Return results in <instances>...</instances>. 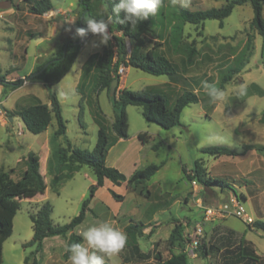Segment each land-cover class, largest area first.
I'll return each instance as SVG.
<instances>
[{"label":"rangeland","instance_id":"374dc122","mask_svg":"<svg viewBox=\"0 0 264 264\" xmlns=\"http://www.w3.org/2000/svg\"><path fill=\"white\" fill-rule=\"evenodd\" d=\"M10 1L22 10L16 27L11 23V18L0 20V75L5 76L9 82L21 79V76H24L25 81L15 90L3 88L0 98V110L3 112L0 121L3 125L0 124V168L5 172L13 169L10 176L17 181L26 169L28 154L33 152L39 164L44 188H30L27 193L12 200L17 209L12 222V234L3 243L1 264H25L24 259L35 249L24 247L33 236L30 215L48 202L52 206V224L63 226L69 223L81 211L83 201L89 198V188L95 184V177L90 167L83 166L70 179L53 186L52 178L57 172L51 170L49 164V139L53 140L56 122L53 120L46 132L33 135L27 131L18 116L13 118L8 113L15 114L26 106L49 103L53 95L61 106L69 142L74 148L91 152L97 142L98 132L94 115L101 113L108 135L111 136L110 122L113 113L106 91L97 93L93 82L89 81L91 74L82 70V65L91 54H96L98 59L91 66L95 67L105 49L111 46L112 51H115V48L112 47L113 42L101 44L99 36L89 34L71 70L59 83L47 88L31 74L46 59L57 55L65 41L78 38L75 36L81 11L78 0H51L54 9L65 11L55 18H49L47 14L41 17L27 16L29 5L24 0ZM187 4V7L179 4L173 6L167 0L153 16L152 25L140 37L139 42L124 38L127 56L133 49L139 53L153 49L177 68V75L170 82L166 75L152 76L131 67L125 71L126 68L121 66L119 70L122 68L123 72L118 74L122 76L126 72L125 87L128 90L144 89L162 94L170 105L177 95L190 91L197 95L199 102L185 107L181 114L182 125L170 130L147 123L142 116V107L126 108L129 151L120 159L116 169L129 178L135 171L150 164H162V167L146 183L131 186L123 183L115 187L116 193L123 196L119 202L111 198L107 188L98 189L97 199L88 206L91 210L86 213V219L74 230L75 234L81 236L87 226L107 221L114 214L115 226L126 234L127 243L119 253L105 257L108 264H160L155 260L140 261L131 253V239L125 229L130 221L132 224H145L141 236L137 238L140 249L152 255L157 254L163 260L174 253L170 250L173 251L175 247L169 249L167 246L171 228L187 223L184 229L190 231L192 222L198 220L200 209L195 204L196 199L203 206L216 207L228 202L234 195L238 198L244 195L241 202L254 222L248 225L234 217L225 219H229V223L241 234L245 232V238L251 240L254 246L243 239L232 237L233 243L225 249L231 251V247L236 246L239 241L249 252L254 251L256 264H264V232L252 228L256 222H264V38L252 26V7L246 3L235 6L231 15L223 20L222 27H219L217 20H207L197 26L184 23L181 32L175 36L178 43L174 45L171 30L179 23L180 9H218L226 4V0H187ZM262 17L264 19V6ZM61 24H65L64 31L58 29ZM70 25L71 28H68ZM54 27V38H39L50 36ZM36 36L39 37L32 38ZM60 40L62 43H59ZM190 49H195L197 54L188 62ZM39 52H42L41 58L35 59ZM238 67L240 70L235 72ZM205 81L224 89L228 93V102L210 104L203 86ZM239 84L246 87V94L243 96L234 95ZM80 110L82 114L79 118ZM8 117L13 118L11 123ZM205 129L208 133L226 132L229 139L225 143L206 140L202 135ZM139 133H146L148 140L152 139L151 142L142 144L137 139ZM157 142L162 145L154 151L152 145ZM54 143L57 145L58 142ZM50 145L54 151V144L51 142ZM62 145L65 147L64 141ZM210 146H226L237 155L213 158L201 153V149ZM115 153H110L108 161L115 157ZM196 162L204 171L222 180L227 186L220 190L216 186L204 188L198 184L193 198L187 192V186L192 185L184 170L191 173ZM107 196L112 199L109 206L102 203ZM170 216L172 219L168 224L165 221ZM219 230L217 228L211 234V240L215 239L216 244L225 238L219 236ZM67 238L68 236H59L45 239L42 250L29 256L26 264H70L69 259L64 257ZM201 241L203 244L207 241L205 232ZM222 248V252L211 254L209 261L202 259V249L198 248L197 257L189 258V264H236L234 257L226 254V250Z\"/></svg>","mask_w":264,"mask_h":264},{"label":"trees","instance_id":"16d2710c","mask_svg":"<svg viewBox=\"0 0 264 264\" xmlns=\"http://www.w3.org/2000/svg\"><path fill=\"white\" fill-rule=\"evenodd\" d=\"M166 1L167 0H161L160 8ZM24 2L29 5V13L37 16H43L54 11L51 0H24ZM115 2H117V0H78V6L81 11L77 19V28L84 27V20L89 17L97 20H104L108 25L107 32L110 38L108 43L113 42L112 47L115 48V51H112L111 46L105 49L103 55H101L99 59L98 65L95 67L91 66H93L94 60L98 59V56L96 54L91 55L84 69L85 72L88 71L89 73L94 69V89H96L97 93L106 91L110 99L113 113V122L111 124L112 135H108L104 119L101 113L97 112L94 115V122L98 126L97 142L93 150L88 152L86 150L74 148L66 138V121L62 117L61 106L57 98L53 95L50 97V105H31L24 108L18 115L27 131L33 135L45 132L51 124L52 119H55L57 128L52 136V143L55 149L52 151L51 157L49 158L51 170L57 172L52 178L53 186L58 185L62 180L69 179L83 166L90 167L95 177V184L89 188V198L83 201L81 211L76 217L71 219L69 223L63 226H54L50 219L52 206L48 202L42 204L35 214L30 215L33 236L28 243L24 244V247H35V249L29 256L39 253L42 250L43 241L47 238L59 236L65 238L68 236L67 248L71 243L82 242L81 236L75 234L74 230L84 222L86 213L89 211V203L94 197L96 190L103 186L105 179L109 180L115 186H121L123 183L129 186L142 184L149 181L161 168L162 164H150L142 170L135 171L127 178L117 169L106 166L108 151L118 140L129 139L126 112L128 106L142 107V116L147 123L156 124L164 130H170L182 125L181 114L185 107L199 102L197 95L190 91H185L177 95L171 105L168 103L166 96L144 89L138 91L117 89L116 94L110 97V84L113 79L120 80L118 70L121 66L125 68H135L152 76L166 75L170 82H173L174 77L177 75L176 66L164 56L158 55L153 49L147 50L145 53H139L136 49H133L130 55L127 56L124 38L139 42L140 37L148 30L149 26L152 25L153 16L145 21L139 22L137 25H131L128 22L122 23L123 13H121L120 17H117L113 12ZM246 3H249L252 7V26L257 33L264 38V19L262 17L264 0H226V4L218 9L211 8L197 11L180 9L178 13L179 23L171 30L173 35L171 41L174 42V45L178 43V39L175 36L181 32L184 23L197 26L203 24L207 20H217L219 21V27H222L223 20L231 15L234 7L242 6ZM102 6L104 9H101ZM86 38L83 40L77 38L76 40L65 41L60 52L46 59L31 76L41 81L47 88L59 83L71 70ZM77 41L80 43L74 44V42ZM66 44L67 46L65 49ZM196 54L197 52L195 49L188 50L187 61L190 62ZM239 70L240 67H238L235 72ZM24 81V79H18L9 82L5 79V76L0 75V85L5 89L10 88L11 90H15L21 87ZM76 89H78V86ZM81 114L82 112L80 110L79 118ZM8 115L10 117L15 116L13 113H8ZM262 121L264 122V113ZM60 138L63 139L65 147L61 144L55 145L56 143H54V141L57 142ZM137 139L142 144H146L148 142V135L146 133H139ZM161 145V142L153 144L152 150L157 151ZM201 153L213 158L237 155L232 149L226 146L206 147L201 149ZM25 165L26 169L21 173L20 179L17 181L13 180L10 176L14 172L13 169L5 172L0 168V264L2 263L3 243L12 234V222L17 209L15 205L12 204V200L24 195L30 188L36 190H42L44 188V181L39 173V164L33 152L28 154ZM184 173L188 181L191 182L195 180L204 188L216 186L220 190H223V188L227 186L222 180L211 177L197 162L195 163L194 169L191 171L192 175L185 170ZM110 194L112 198L118 202L123 199V196L113 191H110ZM239 199L243 201L244 197ZM143 226L141 222L131 224L127 227L126 232L132 242L131 252L133 255L140 260L147 261L151 259V253L141 252L137 244V237L141 236L140 234L142 233ZM252 228L264 232V222H256ZM183 232V225L177 224L173 227L167 239V246L169 249L174 247L179 249L177 254L172 253L166 260H161L159 255L154 257V259L160 261L161 264H189V258L185 253ZM67 248L64 254L65 258L69 256ZM199 248L202 249L203 256H205L207 252H210L212 255L216 252H220V248L214 245L207 250L203 242ZM225 250L226 254L234 257L236 264L257 263L254 251L252 253L249 252L241 246V243L231 247V251H228V249ZM29 256L24 259L25 264Z\"/></svg>","mask_w":264,"mask_h":264},{"label":"clouds","instance_id":"9594fccd","mask_svg":"<svg viewBox=\"0 0 264 264\" xmlns=\"http://www.w3.org/2000/svg\"><path fill=\"white\" fill-rule=\"evenodd\" d=\"M173 6L179 4L187 7V0H170ZM161 6V0H117L113 7V12L117 17L123 13V22L131 25H137L149 17L155 16ZM84 27L75 29V36L84 39L89 34L100 37L101 44H107L109 41L108 25L104 20L87 18L84 20ZM206 89V96L209 97L210 104H226L228 102V93L215 84L203 82ZM246 94L244 84L236 86L234 95L243 96ZM203 138L217 143H225L229 137L226 132L216 131L208 133L202 131ZM81 243H71L67 252L70 264H106L105 257H111L119 253L127 243L126 234L109 221H98L87 226L81 232Z\"/></svg>","mask_w":264,"mask_h":264},{"label":"crops","instance_id":"0c3cea01","mask_svg":"<svg viewBox=\"0 0 264 264\" xmlns=\"http://www.w3.org/2000/svg\"><path fill=\"white\" fill-rule=\"evenodd\" d=\"M27 5V4H26ZM22 10V8L20 7V6H15V4H13L10 0H0V20H5V19H7V18H11V23L16 27V24H17V19H19V12ZM65 11H62V10H60V9H54V11L53 12H50V13H48L47 14V16L49 17V18H55V16H59V15H61V14H63ZM27 14V16H31V15H33V16H37V15H34V14H31V13H29V11L26 13ZM46 15V14H45ZM44 15V16H45ZM39 17H41V16H39ZM55 25H56V23H54ZM64 27H65V24H61V25H58V29L59 30H62L63 29V31H64ZM55 28L56 27H54L53 28V32H52V34L50 35V36H47V37H39V36H36V37H32V38H37V37H39L40 39H43V40H51L52 38H54L55 37V34H56V32H55ZM68 28H71V25L68 27ZM27 35H31V34H29V33H27ZM31 37V36H30ZM59 43H62V40H60L59 41ZM79 53H80V51H79ZM41 54H42V52H39L38 54H37V56H35V59H37V58H41ZM79 55V54H78ZM92 55V54H91ZM91 55L87 58V60L85 61V63L82 65V70L83 69H85V64H86V62L89 60V58L91 57ZM77 58H78V56H77ZM128 68H126L125 69V71L127 70ZM82 70H81V73H82ZM90 77H89V81H92L93 82V76H94V69H92L91 70V72H90ZM125 74H126V72H125ZM124 74V75H125ZM124 75H122V76H120V80H119V88H118V90H122V89H127L125 86H126V82H127V80L125 79V76ZM80 78H81V76H80ZM21 79H24V76H21ZM41 84H43V83H41ZM78 86V85H77ZM4 92V90H3V86L2 85H0V98H1V95H2V93ZM2 103V101L0 100V104ZM47 105H50V102L49 103H46ZM27 107V106H26ZM26 107H24V108H26ZM23 108V109H24ZM22 109V110H23ZM21 110V111H22ZM21 111H19V112H15V115L16 116H18L19 115V113L21 112ZM8 118H10V117H8ZM14 118V117H13ZM13 118H12V121H13ZM2 120V119H1ZM0 120V121H1ZM55 121V119H52V121ZM9 121V120H8ZM11 121V122H12ZM51 121V122H52ZM10 121H9V123H11ZM112 122H113V117H112V120H111V124H112ZM0 124L2 125V123L0 122ZM3 126V125H2ZM50 126V125H49ZM57 128V127H56ZM56 128L53 130V133H52V136H53V134H54V132H55V130H56ZM48 129V128H47ZM67 130V129H66ZM47 131V130H46ZM45 131V132H46ZM67 138V137H66ZM62 141H57L58 143L57 144H63V139H61ZM68 140V139H67ZM151 140L152 139H149L148 140V144L151 142ZM69 141V140H68ZM51 142H52V140H50L49 139V146H50V153L49 154H51L52 153V150H51ZM155 144V143H154ZM113 151H115L116 153H115V157L111 160V161H108V159H109V155H110V153L111 152H113ZM128 151H129V140L127 139V140H123V139H120V140H118L117 142H116V144L108 151V153H107V157H106V166H108V167H112V168H117V165H118V163H119V161H120V159H123V157L125 156V155H127V153H128ZM49 157H50V155H49ZM162 167V166H161ZM81 169V168H80ZM74 175V174H73ZM72 175V176H73ZM209 175H210V173H209ZM71 176V177H72ZM211 176V175H210ZM70 177V178H71ZM212 177V176H211ZM69 178V179H70ZM65 180H68V179H65ZM146 183V182H145ZM102 187H105V188H107V191L110 193V191H113V192H115L116 193V191H115V187H118V186H115V185H113L109 180H107V179H105L104 180V184H103V186ZM102 187H100V188H102ZM99 188V189H100ZM197 189H198V187L196 188V191L194 190V188L192 187V186H190V185H188L187 186V192L188 193H191V196L192 197H194V195L197 193ZM97 192H98V189L96 190V192H95V194H94V197L91 199V201H90V203L92 202V201H94L95 199H97ZM117 194V193H116ZM111 195V194H110ZM243 197H244V195H242ZM111 198H112V196H111ZM109 196H107L106 197V200L105 201H102V203L106 206H109V205H111L112 204V199H111ZM89 203V204H90ZM89 208V207H88ZM163 209H165V208H163ZM91 209L89 208V211H90ZM166 210V209H165ZM85 219H86V216H85ZM172 219V216H170V217H167L166 218V223H170V221L169 220H171ZM230 219V218H229ZM229 219H224V220H214V221H212V222H210V223H207L206 224V226H205V233H206V237H207V241H205V246H206V248H207V250L212 246V245H214V246H217V247H219L220 248V252H222L223 251V248L222 247H224V249L229 245V244H231V243H233V242H231V239H232V237L233 238H238V239H243V240H245V241H247V242H249V243H251L253 246H254V244H253V242L251 241V240H249V239H246L245 237H246V233L244 232V233H240V232H238L235 228H233V226L229 223ZM107 221H109V222H111V223H113V225L115 226V221H116V219H115V217H114V214H112L111 216H109V218H108V220ZM132 224V222L130 221L127 225H126V230H127V227L129 226V225H131ZM165 224V223H164ZM145 225V224H144ZM217 228H220V230H219V232H221L220 233V235L219 236H225V238L223 237V239H221V241L219 242V243H215V239L214 240H211V234H212V232H214ZM171 229H173V227L171 228ZM138 237H140V236H138ZM137 237V238H138ZM44 242V241H43ZM211 242V243H210ZM131 243V246H132V242H130ZM137 244H138V240H137ZM238 244H240V242L238 241L237 242V244L236 245H238ZM222 245V246H221ZM139 247V246H138ZM233 247V246H232ZM139 249H140V247H139ZM176 249V252L174 251ZM175 249L172 251V250H170L171 252H174L173 254H177L178 252H179V249L177 248V247H175ZM178 249V250H177ZM140 251L141 252H143V253H147V252H144V251H142L141 249H140ZM169 252V251H168ZM132 253V252H131ZM170 253V252H169ZM133 254V253H132ZM152 255V254H151ZM171 255V254H170ZM170 255L167 257V258H169L170 257ZM156 256H158L157 254H155V255H152V257H151V259L150 260H155L154 259V257H156ZM166 258V259H167ZM210 258H211V253L210 252H207V254L205 255V256H203V260H207V261H209L210 260ZM161 259V258H160ZM166 259H163V260H166ZM140 260V259H139ZM162 260V259H161ZM140 261H143V260H140ZM147 261H149V260H147ZM155 261H157V260H155ZM157 262H159L160 263V261H157ZM161 264V263H160Z\"/></svg>","mask_w":264,"mask_h":264},{"label":"built area","instance_id":"2783aa9c","mask_svg":"<svg viewBox=\"0 0 264 264\" xmlns=\"http://www.w3.org/2000/svg\"><path fill=\"white\" fill-rule=\"evenodd\" d=\"M121 68L118 73H122ZM3 118V112L0 110V120ZM192 175V173H190ZM194 190L198 187V183L193 180L190 182ZM196 194L194 195V197ZM193 197V198H194ZM196 206L200 209L198 220L192 222V229L187 231L184 229L183 237L185 239V253L188 258H196L197 250L202 244V238L205 232V226L214 220H222L234 217L241 220L245 224H252L254 219L246 212L241 200L237 196H233L226 203H221L216 207L203 206L200 200H195ZM183 227H187V223H182Z\"/></svg>","mask_w":264,"mask_h":264},{"label":"water","instance_id":"95a60500","mask_svg":"<svg viewBox=\"0 0 264 264\" xmlns=\"http://www.w3.org/2000/svg\"><path fill=\"white\" fill-rule=\"evenodd\" d=\"M78 43H80V42L79 41L74 42V44H78ZM66 46H67V44L65 45V49H66ZM118 84H119L118 79H113L112 80V82L110 84V89H109V95H110V97L111 96H114L116 94V90H117ZM9 121L11 122L12 121V118H9Z\"/></svg>","mask_w":264,"mask_h":264}]
</instances>
